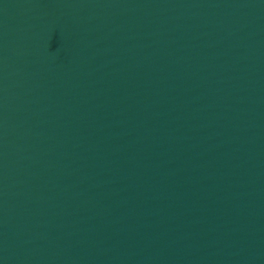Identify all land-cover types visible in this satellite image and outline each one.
<instances>
[{
	"label": "water",
	"instance_id": "water-1",
	"mask_svg": "<svg viewBox=\"0 0 264 264\" xmlns=\"http://www.w3.org/2000/svg\"><path fill=\"white\" fill-rule=\"evenodd\" d=\"M0 264H264V0H0Z\"/></svg>",
	"mask_w": 264,
	"mask_h": 264
}]
</instances>
